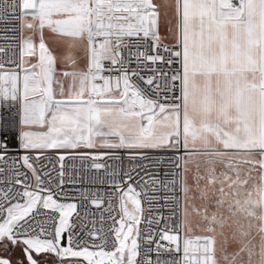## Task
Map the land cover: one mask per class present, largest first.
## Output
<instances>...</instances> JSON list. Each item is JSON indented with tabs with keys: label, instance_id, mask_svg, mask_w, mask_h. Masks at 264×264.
<instances>
[{
	"label": "snow or ice",
	"instance_id": "6c2138e0",
	"mask_svg": "<svg viewBox=\"0 0 264 264\" xmlns=\"http://www.w3.org/2000/svg\"><path fill=\"white\" fill-rule=\"evenodd\" d=\"M0 264H264V0H0Z\"/></svg>",
	"mask_w": 264,
	"mask_h": 264
}]
</instances>
